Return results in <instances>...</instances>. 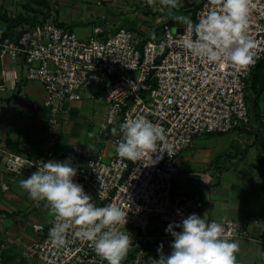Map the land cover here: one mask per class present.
Masks as SVG:
<instances>
[{"label": "built area", "instance_id": "obj_1", "mask_svg": "<svg viewBox=\"0 0 264 264\" xmlns=\"http://www.w3.org/2000/svg\"><path fill=\"white\" fill-rule=\"evenodd\" d=\"M158 2L142 0V5L156 12L160 10ZM211 6V0H204L193 17L190 15L193 22ZM250 6L247 36L253 46L251 60L242 65L233 64L227 55L222 63H209L183 49L181 41L189 35L186 25H177L182 30L175 32V25L167 18L155 37H141L126 26L104 35L103 27L97 25L89 37L82 38L56 21L51 11L35 25L26 26L17 39L0 40V60L10 57L19 63V69L12 73L2 69L0 91L16 90L23 80L40 83L48 108V141L53 144L40 154L27 156L10 150L6 141L0 142L5 169L15 174L32 173L40 160L53 159L63 103L81 99L87 89L97 87L106 102L100 134L106 136L112 130L115 150L107 158L103 148H98L94 157L76 167V177L78 183L94 191L97 206L111 203L128 212L126 225H116L131 239L122 264H150L145 250L154 220L167 226L191 213L201 215L198 191H174L180 153L196 138L211 133L242 127L255 131L256 126L264 131V109L260 108L259 121L253 122L247 100L248 77L264 57V0H250ZM137 116L158 123L165 138L156 152L149 151L133 161L120 157L116 147L120 124ZM2 186L8 189L7 184ZM220 223L226 238L253 239L264 245V230L252 235L238 220ZM53 224L54 216L47 222L5 225L0 236V264L16 254L22 264H107L72 229L66 233L63 246L53 245L49 239ZM137 247L135 256L127 258Z\"/></svg>", "mask_w": 264, "mask_h": 264}, {"label": "crops", "instance_id": "obj_2", "mask_svg": "<svg viewBox=\"0 0 264 264\" xmlns=\"http://www.w3.org/2000/svg\"><path fill=\"white\" fill-rule=\"evenodd\" d=\"M107 1L48 0L49 8L45 9L49 10V15L51 11H54L56 21L63 23L82 38L89 37L97 25L103 27L104 35L115 33L117 30H113V24L117 29L128 25L126 27L135 28V32L140 33L142 37H150L142 34L146 30L144 23L149 19L147 13L152 7H143L142 0H117L116 7L111 8L104 6ZM29 6L40 7L32 0H0V12H7L11 16L27 13ZM166 18L170 19L169 16L162 14L157 16L155 22L162 23ZM96 20L101 21L105 26L101 23L93 24ZM18 66L19 63L10 57L4 61L0 60V77L2 69L5 68L12 73L19 69ZM44 98L45 92L42 85L35 81L23 80L16 90L0 91V142L6 141L10 150L27 156L40 154L48 146L53 145L48 141L46 127L48 108L44 104ZM28 99L37 102L38 106L34 107ZM62 107L60 138L55 143L53 159L63 161L71 157L73 166L79 167L94 157L100 147L103 148L107 158L114 154L115 142L110 136L112 130L106 136L100 134L106 102L97 87L92 90L87 89L81 99L67 101ZM235 131L239 134L251 133L254 138V133L249 128L242 127ZM211 134L196 138L191 146L180 153L174 191L180 192L190 188L198 191L201 194V215L204 214L208 220L217 222L227 219L238 220L252 235H256L259 230H264V180L261 176L259 180H245L243 177L240 179L241 173H238L233 165L229 168L224 164L222 157L224 152H219L212 147L217 145V142L208 139L207 136ZM236 155L237 153L230 152L226 161L229 158L235 159ZM233 164L237 163L233 162ZM226 169L232 171H226ZM30 175L29 171L21 174L9 173L0 158V192L6 194L5 198L0 193V202H2L0 210L14 214L8 217L9 224L22 222L23 218H20L23 215L20 213L22 207L27 208L32 203L45 202H34L31 198L29 201L25 199L29 195L21 187L20 181ZM73 179L78 182L76 176ZM3 184L8 185L7 190L3 189ZM13 186L14 190H12ZM83 187L97 204L91 187L88 185ZM53 216L52 213L50 219ZM172 239L173 237L165 232L163 224L156 221L154 229L150 228V240L147 247L150 251L145 252L150 264H154V259H159L157 249L161 243L165 246L163 253H170ZM237 242L239 243V249L235 253L237 264H264V245L253 239ZM254 248L256 255L252 254Z\"/></svg>", "mask_w": 264, "mask_h": 264}, {"label": "clouds", "instance_id": "obj_3", "mask_svg": "<svg viewBox=\"0 0 264 264\" xmlns=\"http://www.w3.org/2000/svg\"><path fill=\"white\" fill-rule=\"evenodd\" d=\"M147 2L153 4L154 0ZM182 4L183 0H159L156 6L173 14ZM211 5L195 23L190 16H174L186 25L189 33L181 41V47L209 63H222L225 55L236 65L249 62L253 46L247 36L250 0H211ZM119 132L117 154L133 161L149 151L156 152L165 138L164 129L143 116L126 119ZM76 174L71 157L63 161L40 160L36 170L22 179L20 185L34 202L45 201L54 214V224L49 229L53 245L63 246L66 233L72 229L107 264H122L131 239L116 225H126L128 212L111 203L97 206L83 185L74 181ZM165 232L173 237L171 251L164 254L161 243L157 249L159 259H154V264H237L235 253L239 243L225 237L222 223L209 221L204 214L191 213L180 221L170 222Z\"/></svg>", "mask_w": 264, "mask_h": 264}, {"label": "rangeland", "instance_id": "obj_4", "mask_svg": "<svg viewBox=\"0 0 264 264\" xmlns=\"http://www.w3.org/2000/svg\"><path fill=\"white\" fill-rule=\"evenodd\" d=\"M115 1H117V0H108L104 6L115 8L116 5L118 4ZM200 1L201 0H183L182 6L179 9L174 10L173 14H169L167 11H164L162 13L160 10L153 12L152 11L153 7L152 8L149 7V8H151L149 10V13H147V15L149 16V19L146 21V23H144L146 30L143 31L144 33L142 35H145V36L148 35L150 37H153L155 35L160 34V28L162 26V23L155 22V19L157 18V16H160L162 14H165V15L169 16L170 18L173 16H181V15L190 16L192 11L187 12V11H185V9L190 7V6H195V5L197 6V3H199ZM85 22L88 23L89 21H85ZM176 22L177 23L175 24L173 31L178 32L179 27H177V25H182L183 23L179 22L178 20ZM96 23H101L102 26L103 25L105 26V24L102 23L101 21L96 20V22H94L93 24H96ZM126 26H128V25H126ZM113 30L114 31L118 30L117 27H115V24H113ZM137 35L141 36L140 33H138ZM94 88L95 87L92 86L90 88V90H92ZM250 92H251V90L248 91L247 93L249 94ZM260 108L264 109V90L262 91V93L260 95L257 96V109H258V111ZM253 126H255L254 123H253ZM262 133L264 135V131ZM207 137H208V139H213L214 141L217 142V145H213L212 147L216 148V150L219 152H224V154L222 155L224 164L229 168H231V166L233 165L237 169V172L241 173L240 179L243 177V178H245V180L246 179L256 180V179L260 178V176H261V178L264 180V145L261 144L262 142L260 143L259 141L254 142V138H253V135L251 133L239 134L236 131H235V133H233V131H230V132H226V133H222V134H216V135L211 134ZM215 146H217V147H215ZM230 152L232 154L237 153V155L235 156V159L229 158L228 161H226L227 155ZM59 155H60V152L58 153V156ZM233 162H235L237 164L234 165ZM226 171H232V170L226 169ZM235 175H237V174H235ZM243 183H245V182H243ZM14 189L15 188L13 186L12 190H14ZM1 195H3L6 198L5 193H1ZM25 199L29 201L30 197L27 196V197H25ZM1 204H2V202H0V206H2ZM20 213L23 214L22 216H20V218H23V219H21L22 222H25L28 224H31L33 222H47L50 219L51 214H52L50 211V207L48 206V204L46 202H44L43 204H33L32 203L31 206L27 207V208L22 207L20 209ZM13 215H14L13 213L11 215L0 214V234H1V232L3 233V231H4V225L9 224V222H10V219L8 217H11ZM156 221L152 222L151 227L153 229L156 226ZM163 226L165 228L167 227L165 225H163ZM163 247H165V246H163ZM167 249H169V248H167ZM148 251H150V249L147 248L145 252H148ZM252 254L256 255V249L253 251ZM259 254L261 255V253H259ZM12 260L14 262L16 261L14 264H22V261L19 260L18 254L8 256L7 260H6V264H12L13 263ZM11 261H12V263H11Z\"/></svg>", "mask_w": 264, "mask_h": 264}, {"label": "trees", "instance_id": "obj_5", "mask_svg": "<svg viewBox=\"0 0 264 264\" xmlns=\"http://www.w3.org/2000/svg\"><path fill=\"white\" fill-rule=\"evenodd\" d=\"M204 0H201L197 3V6H190L185 9V11H192V17L196 11V9L203 3ZM33 3L38 4L40 7H27V13H21L16 16H11L7 12H0V40L5 38L17 39L26 26H33L41 20V17H47L49 15V10L45 8H49L48 0H32ZM176 19L174 16L169 19V23L171 25H175ZM64 25L63 23H60ZM133 31L136 29L131 27ZM247 100L250 105L251 98H254L255 109L252 114L253 122L257 123L259 121V112L257 109V96L262 93L264 90V57H262L257 64L252 68L251 73L248 77V87H247ZM251 111V109H250ZM255 131H252V133ZM254 139L256 141H260L259 137L254 134ZM263 144V143H261ZM264 145V144H263ZM0 214L11 215L4 210H0ZM140 247L133 249L130 253H128L127 258L135 256V253L138 252Z\"/></svg>", "mask_w": 264, "mask_h": 264}, {"label": "water", "instance_id": "obj_6", "mask_svg": "<svg viewBox=\"0 0 264 264\" xmlns=\"http://www.w3.org/2000/svg\"><path fill=\"white\" fill-rule=\"evenodd\" d=\"M179 30H182V28H179ZM250 109H251V112L253 114L254 109H255L254 98H251V100H250ZM255 133L259 137L260 141L264 144V135H263L262 131L260 130L259 126L255 127Z\"/></svg>", "mask_w": 264, "mask_h": 264}]
</instances>
